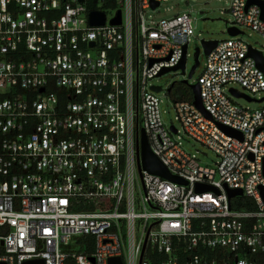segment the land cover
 <instances>
[{"label": "built area", "instance_id": "1", "mask_svg": "<svg viewBox=\"0 0 264 264\" xmlns=\"http://www.w3.org/2000/svg\"><path fill=\"white\" fill-rule=\"evenodd\" d=\"M165 1L0 0V264H264V107L234 103L228 88L264 101L250 55L261 51L217 40L194 83L211 117L176 99L181 128L167 125L153 81L187 63L195 31L189 13L153 19ZM248 2L232 0V27L264 37L263 9ZM142 128L187 184L142 167ZM182 133L217 167L186 152Z\"/></svg>", "mask_w": 264, "mask_h": 264}, {"label": "rangeland", "instance_id": "2", "mask_svg": "<svg viewBox=\"0 0 264 264\" xmlns=\"http://www.w3.org/2000/svg\"><path fill=\"white\" fill-rule=\"evenodd\" d=\"M231 2L232 0H168L162 2L159 10L151 12L152 18L155 20L168 19L177 14L189 13L193 19L195 31L189 44L188 53L190 55L188 56L185 71L182 69L171 70L153 81L163 89L159 95L163 100L161 108L167 125L174 124L181 128L179 122L175 119L174 105L176 99L170 93H165L169 91L175 82L188 80L190 84L196 83V80H198L204 70L207 58L202 44L203 40L240 39L264 54V37L261 34L247 27H239L242 33L238 35H232L229 32V28L234 26L232 16L228 10ZM198 49H200L199 65L190 77L189 74L196 63ZM229 87H234L239 93L249 95L253 99L258 100L260 98L258 95L249 93L240 85L234 84ZM230 97L234 103L244 108L259 109L264 107V101H249L245 97L233 95ZM261 97H264V94ZM182 137L183 147L186 152L195 154L203 164H208L214 168L217 167L219 157L214 151L184 133H182ZM64 249L67 251L77 250V248L73 247V244Z\"/></svg>", "mask_w": 264, "mask_h": 264}, {"label": "water", "instance_id": "3", "mask_svg": "<svg viewBox=\"0 0 264 264\" xmlns=\"http://www.w3.org/2000/svg\"><path fill=\"white\" fill-rule=\"evenodd\" d=\"M253 3L260 5L263 9V14H264V0H249V2H248V4H253ZM157 5H158V3L153 4L154 7ZM105 21H106L105 13L100 12V11H92L90 13L91 24H93V25L103 24V23H105ZM120 22H121V14L119 12L118 17L113 20V23H120ZM229 32L232 35H236L239 33V29H237L236 27H230ZM217 42L218 41L214 40V39L202 41L203 48H204L206 54H209L214 49V47L217 45ZM199 54H200V49L197 50L196 63H195L194 67L192 68V70L189 74L190 77L193 75L195 69L199 65ZM250 55L253 56L257 60L260 68L264 69V56H263V54L257 50L251 49ZM185 68H186V56L184 54V57H183V59L179 65H177L173 68H170V69L166 68L161 72V74L166 73L170 70L182 69L183 71H185ZM183 82L191 87V89L193 91L194 104L200 110H202L206 116L211 117L210 114L205 110V108L202 104V99L200 96V85L198 83L197 84H189L188 80H184ZM152 89L155 91H159L161 89V87L160 86H153ZM232 92L237 96L245 97L249 101L253 100V98H251L250 96L240 94L236 90H232ZM219 126L229 135L238 137L240 139L243 138L241 132H239V131L231 128V127H228L226 125H223V124H220ZM172 128L174 129V127H172ZM140 144H141L140 146H141L142 167L144 169L148 170L151 173L160 175L164 178H168V179H171V180L179 182V183L187 184L186 181H184L181 178L171 174L170 171L168 170V168L153 153V151L150 148V145H149V142L147 139V135H146L145 130L143 128L141 129ZM207 189H210V187L203 185V184H197V186H196L197 191H204ZM227 191H228L230 197H234L236 195H241L243 193L241 189L227 188ZM23 264H44V261L43 260H34V261H27ZM109 264H123V262H122V259L120 257H114V258L110 259Z\"/></svg>", "mask_w": 264, "mask_h": 264}, {"label": "trees", "instance_id": "4", "mask_svg": "<svg viewBox=\"0 0 264 264\" xmlns=\"http://www.w3.org/2000/svg\"><path fill=\"white\" fill-rule=\"evenodd\" d=\"M170 95L174 99H193V91L191 87L187 84H185L183 81L182 82H175L171 89H170ZM67 264H74V261L72 259H69L67 261Z\"/></svg>", "mask_w": 264, "mask_h": 264}]
</instances>
